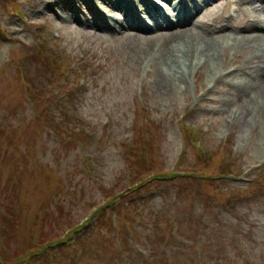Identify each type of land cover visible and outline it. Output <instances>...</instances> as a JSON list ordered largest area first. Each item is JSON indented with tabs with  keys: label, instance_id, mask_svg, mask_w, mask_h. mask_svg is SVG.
<instances>
[{
	"label": "rangeland",
	"instance_id": "1",
	"mask_svg": "<svg viewBox=\"0 0 264 264\" xmlns=\"http://www.w3.org/2000/svg\"><path fill=\"white\" fill-rule=\"evenodd\" d=\"M47 1L0 0V264H157L189 248L184 264H264L259 112L244 128L227 121L241 104L221 105L227 87L207 79L208 63L198 89L193 72L186 93L161 90L157 65L145 70L136 46L165 31L115 33L89 24L86 5L74 18ZM215 1L196 21L233 2ZM245 55L229 48L223 70ZM244 71L223 81L252 84ZM61 109L84 116L86 129L44 118ZM187 169L201 175H181ZM206 175L215 177L209 186ZM135 212L133 238L126 223ZM119 237L137 253L121 260Z\"/></svg>",
	"mask_w": 264,
	"mask_h": 264
},
{
	"label": "bare ground",
	"instance_id": "2",
	"mask_svg": "<svg viewBox=\"0 0 264 264\" xmlns=\"http://www.w3.org/2000/svg\"><path fill=\"white\" fill-rule=\"evenodd\" d=\"M258 1L262 3L264 12V0ZM62 2L65 4H61ZM137 2L140 3V1ZM145 2L148 4V9H145L141 3L139 8L144 9L150 17L152 26L163 28L160 30L165 32L147 36L139 41L136 51L138 50L139 58L143 61L151 62L150 66L157 65L161 90L186 93L190 86L189 76L193 74V70H195L194 87L198 89L199 86H203V82L199 83L198 76H201L202 67L208 63L207 79L224 83L227 87L221 92L224 94V98L219 100L221 105L226 106L228 99L233 97L239 98L241 104L237 112H227V121L230 122L238 117L244 128L249 118L254 119V112H259L256 119H260V122L264 120V18L260 16V13L252 15L246 12V15L238 21L232 20V17L224 12L213 15L210 22H194L197 14L202 10L197 8V3L192 0H187L186 3L180 0L181 6L186 9L182 14L177 13V18L161 16L159 13L161 4L158 5L156 0H145ZM104 3L118 10L111 12V9L100 8V4ZM43 5L47 9L58 7L71 17L78 13L77 7L86 5L92 14L91 19L86 20L89 24L113 30L115 33L125 30L144 31L152 27L140 18L136 6L128 0H49ZM119 9L124 10L125 14L123 15ZM170 13L175 14L173 11ZM228 29L231 31L230 34H226ZM238 47L245 49L246 55L243 59L237 58L232 63L234 68L229 75L246 73L244 70H247L252 84L224 82L223 76L218 74V71L222 72L224 69L222 65L226 51L229 48ZM260 93L261 102L258 100ZM223 115L225 116L224 113ZM258 151L263 154L264 148L261 146Z\"/></svg>",
	"mask_w": 264,
	"mask_h": 264
},
{
	"label": "trees",
	"instance_id": "3",
	"mask_svg": "<svg viewBox=\"0 0 264 264\" xmlns=\"http://www.w3.org/2000/svg\"><path fill=\"white\" fill-rule=\"evenodd\" d=\"M58 66V62H56V64H55V67H57ZM60 108V106H58V109ZM57 109V110H58ZM61 112L62 113H57V115L55 116V115H53V113H50V112H48V115H47V117L45 116L44 118L45 119H47L48 120V122H50L52 119H55V118H58L59 119V121H60V123L61 124H69V123H72V122H74V121H76V119L77 120H82V117L80 116V115H77L76 113H73V114H68L67 113V111L65 110V109H61ZM61 118V119H60ZM132 192H136V190L135 189H133V191ZM131 192V193H132ZM136 193H140V191L139 192H136ZM135 193V194H136ZM134 194V195H135ZM131 206H128V207H125V208H130ZM124 208V209H125ZM126 214L127 215H129L130 216V214L129 213H127L126 212ZM133 214V213H132ZM157 231H158V228L156 227H154V229L152 230V234H155L156 235V233H157ZM161 232V230L159 231V233ZM159 235V234H158ZM155 239L157 240V236H155ZM182 242L184 241V240H181ZM43 247H46V245L45 246H43ZM190 249H192V248H189V249H187V250H182V251H180L179 252V255L177 256V257H174V256H170V255H167V257H165V258H159V260H160V263H159V260H158V258H157V260H156V262H157V264L159 263V264H184L185 263V260H187V259H189L190 257H187L188 256V253H189V250ZM149 251H150V249H149ZM122 252V251H121ZM120 252V253H121ZM151 252V251H150ZM118 254H119V252H117ZM150 255V254H149ZM24 257V256H23ZM151 257L152 258H155V257H157V255L155 254V253H151ZM193 259H194V257H192ZM181 260H183L184 262L182 263V262H180ZM144 264H150V262H149V260H145V262H144ZM194 264V263H193Z\"/></svg>",
	"mask_w": 264,
	"mask_h": 264
}]
</instances>
